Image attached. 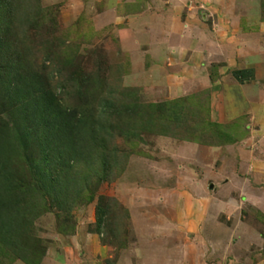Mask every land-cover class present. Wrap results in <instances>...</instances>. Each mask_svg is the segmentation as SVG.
I'll use <instances>...</instances> for the list:
<instances>
[{"label": "rangeland", "instance_id": "1", "mask_svg": "<svg viewBox=\"0 0 264 264\" xmlns=\"http://www.w3.org/2000/svg\"><path fill=\"white\" fill-rule=\"evenodd\" d=\"M39 2L56 24L48 41L56 38L76 51V61L86 72L95 70L98 62L111 76L106 90L116 94L117 101L124 87L136 88V97L144 102L197 93L208 88L212 66L225 61L220 66L225 79L230 68L240 65L238 55L247 58L254 49L264 55V0ZM44 39L39 36L35 45L37 69L47 74L48 88L65 106L71 88L61 84L68 72L49 65L47 44L43 49L39 45ZM259 58V63L264 60ZM188 60L195 68H188ZM259 66L264 74V61ZM223 101L210 91L212 122L238 128L251 123L250 133L233 144L217 146L209 136V145L147 134L137 144L117 138L113 143L119 160L102 181L81 161L76 170L80 175L89 171L86 184L80 179L77 185L85 187L84 195L68 214L57 219L53 208L33 221L32 235L43 251L40 264H260L264 142L257 137L264 134V116L253 117L251 110L243 115L245 108L219 116ZM231 116L240 119L229 121ZM124 152L129 154L122 159ZM99 197L109 206L100 233ZM2 264L24 263L15 259Z\"/></svg>", "mask_w": 264, "mask_h": 264}, {"label": "trees", "instance_id": "2", "mask_svg": "<svg viewBox=\"0 0 264 264\" xmlns=\"http://www.w3.org/2000/svg\"><path fill=\"white\" fill-rule=\"evenodd\" d=\"M260 9L264 21L263 2ZM44 12L39 0H0V264L15 259L40 264L43 251L32 235L33 221L53 208L57 219L68 214L78 196L84 195L85 187L77 185L80 179L86 184L89 171L80 175L76 167L81 161L93 167L102 181L119 160L113 143L117 138L137 144L147 134L209 145L210 137L218 146L233 144L245 135H236L241 130L235 124L225 126L209 119L210 89L144 102L136 97V88L124 87L119 101L115 100L116 94L106 90L111 76L98 62L95 70L86 72L76 61V51L64 48L56 38L48 41L56 24ZM39 36L45 37L39 45L43 49L47 44L44 54L49 65L58 64L68 72L61 84L71 88L65 106L48 88L47 74L44 77L37 69L34 54ZM216 68L210 69L211 82L217 79ZM128 154H121L122 159ZM108 211L99 197V233Z\"/></svg>", "mask_w": 264, "mask_h": 264}, {"label": "crops", "instance_id": "3", "mask_svg": "<svg viewBox=\"0 0 264 264\" xmlns=\"http://www.w3.org/2000/svg\"><path fill=\"white\" fill-rule=\"evenodd\" d=\"M264 25V24H263ZM254 34V33H253ZM219 49V48H218ZM240 54L241 50L237 49ZM257 50V49H256ZM249 55L247 58L244 55L240 56V65H236L235 67L230 68V74L226 75L225 79H223L220 75V66H225V61H222V65H217L216 74L217 79L214 82H211L209 79L208 73V88L211 91V94H217L222 97V101L224 99V106L221 110L217 112L219 116L226 115L227 113L231 114L234 113L235 110L238 108H245L246 111L242 112L243 115L249 116V112H251V116L255 117V115L264 116V74L261 73L260 64L263 65V61L259 63V57H263L264 55H259L257 51H249ZM189 61V60H188ZM193 61H189L188 68H195L192 64ZM200 65L204 66L203 63ZM188 70V69H187ZM263 71V70H262ZM238 104V105H237ZM245 107H239V105ZM251 110V111H250ZM253 113V115H252ZM244 116V117H246ZM248 118V117H247ZM240 117L231 116L229 121L237 122ZM261 120V119H260ZM217 122V121H215ZM243 123H247L242 121ZM218 123V122H217ZM224 122H221L223 124ZM264 123V118L262 120ZM261 123V124H262ZM251 124V123H250ZM240 123L239 128L244 131L246 136L251 131V125ZM264 125V124H262ZM250 130V131H249ZM251 136V135H250ZM257 137V136H256ZM257 140H260L261 143L264 142V134L261 138L257 137ZM212 188V186H210ZM226 192V191H225ZM261 260L260 264H264V260L262 258L258 259Z\"/></svg>", "mask_w": 264, "mask_h": 264}]
</instances>
